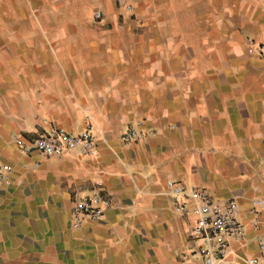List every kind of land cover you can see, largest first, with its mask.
I'll list each match as a JSON object with an SVG mask.
<instances>
[{
	"label": "crops",
	"instance_id": "1",
	"mask_svg": "<svg viewBox=\"0 0 264 264\" xmlns=\"http://www.w3.org/2000/svg\"><path fill=\"white\" fill-rule=\"evenodd\" d=\"M234 4L224 0L217 15L215 0H176L174 16L148 18L143 33L71 17L67 31L32 36L63 44L32 69L36 79L10 89L0 60V161L13 167L10 182L0 181V264H204L190 220L172 210L167 179L233 196L247 239L229 259L260 255L264 0ZM137 122L149 134L124 143ZM87 123L94 157L25 155L14 141ZM94 191L110 200L103 217L72 227L74 195Z\"/></svg>",
	"mask_w": 264,
	"mask_h": 264
},
{
	"label": "built area",
	"instance_id": "2",
	"mask_svg": "<svg viewBox=\"0 0 264 264\" xmlns=\"http://www.w3.org/2000/svg\"><path fill=\"white\" fill-rule=\"evenodd\" d=\"M117 4L123 13L132 11L131 5L125 0H117ZM93 16L97 19L102 18L99 11H95ZM258 49L264 53V47ZM147 134L149 133L141 126V122H137V126L127 128L122 141L135 142ZM14 141L18 151L25 155H30L33 151L48 158L97 155L90 123L77 133L55 129L33 139L17 136ZM12 171L11 165L0 161L1 182L9 183ZM165 189L171 198L174 213L190 220L188 237L195 243L196 253L204 264H239L229 259L234 244L243 243L247 239L237 200L233 196L216 197L203 185H189L177 179H167ZM109 205L110 200L102 195L101 191L74 195L71 226L79 228L87 220H100ZM261 205V199L253 200L250 213L255 218ZM254 223L257 225V219ZM259 248L260 255L245 259L246 264H261L260 258H264V241L259 244Z\"/></svg>",
	"mask_w": 264,
	"mask_h": 264
},
{
	"label": "rangeland",
	"instance_id": "3",
	"mask_svg": "<svg viewBox=\"0 0 264 264\" xmlns=\"http://www.w3.org/2000/svg\"><path fill=\"white\" fill-rule=\"evenodd\" d=\"M125 1L132 7L130 13H123L118 7L117 0H87L84 9L83 6L79 9V0H0V60L7 61L8 69V72L2 73V76H5L4 83H7L10 89L36 79L37 74H34L32 69L37 68L42 62L47 63L46 57L61 48L63 42L33 39L32 36L36 33L57 34L63 30L67 31L70 28L62 23L71 17L85 18L104 32L126 33L133 29L135 33H143L145 20L148 18L158 19L165 16L166 10L169 15L171 13L174 16L176 0ZM188 1L191 2L183 0L184 3ZM215 1L217 15H221L219 12L223 11L220 8L224 0ZM228 1L234 6V2L238 0ZM95 11L100 12L101 19L93 16ZM36 17L41 19L40 25L36 23ZM106 18L116 19L117 24H110L112 21L105 22ZM259 47H264V44H260Z\"/></svg>",
	"mask_w": 264,
	"mask_h": 264
}]
</instances>
